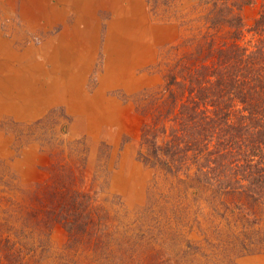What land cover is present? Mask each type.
<instances>
[{
	"label": "rangeland",
	"instance_id": "rangeland-1",
	"mask_svg": "<svg viewBox=\"0 0 264 264\" xmlns=\"http://www.w3.org/2000/svg\"><path fill=\"white\" fill-rule=\"evenodd\" d=\"M214 4L0 0V221L28 216L52 229L57 251L69 241L63 223L72 219L53 217L64 207L94 218L106 212L129 235L140 223L161 225V234L145 236L155 249L144 257L173 238L178 223L174 240L194 244L200 264H264V251L222 250V232L238 233L221 209L228 194L195 195L140 158L143 128L162 108L164 76L207 32ZM259 9H242L247 26Z\"/></svg>",
	"mask_w": 264,
	"mask_h": 264
},
{
	"label": "trees",
	"instance_id": "trees-1",
	"mask_svg": "<svg viewBox=\"0 0 264 264\" xmlns=\"http://www.w3.org/2000/svg\"><path fill=\"white\" fill-rule=\"evenodd\" d=\"M257 2L258 16L247 26L242 9ZM208 22L207 32L168 68L162 108L143 128L140 158L186 189L195 187V195L207 189L230 196L221 209L238 233L229 237L220 228L227 256L264 251V0H215ZM65 210L53 214L72 219L63 223L69 241L61 251L49 239L52 229L28 216L0 221V264H200L194 244L174 240L182 232L178 223H169L174 237L144 257L155 249L145 236L161 234V225L147 230L140 223L129 235L106 212L94 218Z\"/></svg>",
	"mask_w": 264,
	"mask_h": 264
},
{
	"label": "bare ground",
	"instance_id": "bare-ground-1",
	"mask_svg": "<svg viewBox=\"0 0 264 264\" xmlns=\"http://www.w3.org/2000/svg\"><path fill=\"white\" fill-rule=\"evenodd\" d=\"M49 4V3H48ZM58 5V4H57ZM44 10V9H43ZM34 12V11H33ZM39 13V12H38ZM57 13V12H56ZM54 16V15H53ZM44 17V16H43ZM56 18V17H55Z\"/></svg>",
	"mask_w": 264,
	"mask_h": 264
}]
</instances>
